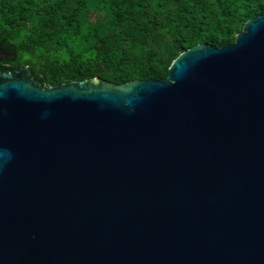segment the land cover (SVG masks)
I'll list each match as a JSON object with an SVG mask.
<instances>
[{"label":"water","instance_id":"95a60500","mask_svg":"<svg viewBox=\"0 0 264 264\" xmlns=\"http://www.w3.org/2000/svg\"><path fill=\"white\" fill-rule=\"evenodd\" d=\"M0 264H264V14L162 80L0 70Z\"/></svg>","mask_w":264,"mask_h":264},{"label":"trees","instance_id":"16d2710c","mask_svg":"<svg viewBox=\"0 0 264 264\" xmlns=\"http://www.w3.org/2000/svg\"><path fill=\"white\" fill-rule=\"evenodd\" d=\"M264 0H0V70L29 65L45 87L162 80L200 43H233Z\"/></svg>","mask_w":264,"mask_h":264}]
</instances>
